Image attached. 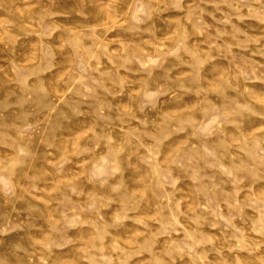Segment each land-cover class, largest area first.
I'll use <instances>...</instances> for the list:
<instances>
[{
  "label": "rangeland",
  "instance_id": "obj_1",
  "mask_svg": "<svg viewBox=\"0 0 264 264\" xmlns=\"http://www.w3.org/2000/svg\"><path fill=\"white\" fill-rule=\"evenodd\" d=\"M0 264H264V0H0Z\"/></svg>",
  "mask_w": 264,
  "mask_h": 264
}]
</instances>
